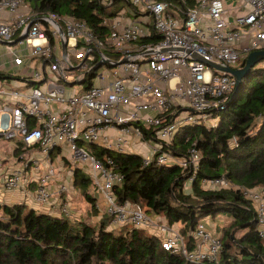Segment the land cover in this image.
I'll return each mask as SVG.
<instances>
[{"label": "built area", "instance_id": "1", "mask_svg": "<svg viewBox=\"0 0 264 264\" xmlns=\"http://www.w3.org/2000/svg\"><path fill=\"white\" fill-rule=\"evenodd\" d=\"M103 24L108 27L104 41L83 21L38 14L20 0H0V71L4 73L0 140L15 142L18 150L17 160L9 161L0 177V205L6 192L20 191L23 201L51 213L52 197L71 196L73 191L65 182L57 184L54 192L49 189L61 166L57 163L64 158L86 170L89 190L103 201L111 224L155 233L164 249L188 261L215 259L220 241L204 220L194 231L193 248L188 249L177 228L158 223L138 204L116 203L113 186L123 176L113 170L110 157L99 159L81 145L122 153L132 149L144 165L179 164L192 179L199 152L192 147L179 156L162 149L180 127L205 123L209 115L222 110L235 89V77L208 62L237 68L250 52L264 50V0H193L184 8L163 0H128ZM152 36L156 39L139 41ZM30 60H38L40 69H29ZM113 63L117 70L99 74V83L84 89L88 71ZM12 67L27 70L22 76L8 74ZM182 111L188 115L178 118ZM137 142L148 153L133 145ZM63 149L70 155L60 156ZM202 183L210 188H240L224 178ZM241 191L255 207L258 236L264 239V187ZM59 210L69 214V204L61 203Z\"/></svg>", "mask_w": 264, "mask_h": 264}, {"label": "trees", "instance_id": "2", "mask_svg": "<svg viewBox=\"0 0 264 264\" xmlns=\"http://www.w3.org/2000/svg\"><path fill=\"white\" fill-rule=\"evenodd\" d=\"M20 1L38 14L54 13L83 21L102 41L108 35L104 19L115 16L128 5V0ZM163 1L181 8L193 5V0ZM154 39L144 37L139 41L147 43ZM262 61L242 77L224 108L207 117L217 116L216 122L207 125L200 120L186 124L163 147L162 151L179 156L192 147L199 152L198 168L192 179L179 164L144 165L138 154L117 152L96 144L81 145L99 159L110 157L113 170L123 176L121 183L113 186L116 203H135L150 217H161L155 221L177 228L188 249L193 248L194 231L201 220L214 219L217 215L231 218V225L218 236L220 246L215 259L188 261L180 253L164 249L161 237L151 232L148 235L143 228L129 224L117 226L118 230L108 228L111 216L105 210L100 219L94 220L100 209L89 190L88 173L83 166H72L69 160L61 158L72 169L71 182L86 203L85 211L73 216L60 210L50 213L46 207L37 210L26 201L1 204L0 264H264V239L258 236L255 207L241 191V188L264 187ZM96 75V69L87 72L83 81L85 90L93 85ZM0 77H4L2 71ZM216 178H224L240 188L203 186L204 179ZM186 183H190L188 189ZM31 185L33 188L35 183ZM55 197H62L64 204L71 198ZM234 229L239 230L238 237L232 235Z\"/></svg>", "mask_w": 264, "mask_h": 264}, {"label": "rangeland", "instance_id": "3", "mask_svg": "<svg viewBox=\"0 0 264 264\" xmlns=\"http://www.w3.org/2000/svg\"><path fill=\"white\" fill-rule=\"evenodd\" d=\"M104 3H106L108 0H102ZM245 55H243V57H244ZM6 60L8 61L9 60V57H6ZM260 63H263V61L262 62H259V63H257V65L259 66L260 65ZM27 67L29 68V69H33V70H39L40 69V62L38 61V60H30V62L27 64ZM27 70V68H22V69H17L16 67H12L11 69H8V70H6V72H8V74H17V75H19V76H22V75H24V72ZM114 70H117V66H115V67H109L108 68V66H106V65H101V66H99L97 69H96V74H97V77L94 79V82H95V84H98L99 83V74H106V73H109V72H111V71H114ZM75 70H73V72H74ZM77 72H79V71H77ZM66 81L67 82H71L72 81V77H70V76H68L67 75V77H66ZM11 83L12 84H18V82H16V81H11ZM74 86H76V85H74ZM67 87H69V86H67ZM20 89H22V88H20ZM188 115V113H187V111H182L181 113H180V115H178V118H184V117H186ZM217 116H215V117H210V118H208L207 119V121H205L206 123H207V125L208 124H212V123H214V122H216L217 121ZM14 145H15V142H11V141H6V140H0V162H1V164H0V177H1V175H3L2 174V172L4 173V168H2V166H7V164H9L8 162L10 161V162H13V161H16L17 160V158H16V154H17V151H16V149H15V147H14ZM127 153H134L133 151H132V149H129L128 151H127ZM70 155V152L69 151H67V150H65V149H63L62 151H61V153H60V156H69ZM7 159L8 158V160H4V159ZM39 159L41 160V162L42 163H40L41 165H43V166H45V163H44V159L42 158V157H39ZM62 163H64V161H62L61 159H59V163H57L58 165H61ZM6 164V165H5ZM13 164H18V163H11V165H13ZM55 165V167H58V165ZM65 164V163H64ZM10 166V165H9ZM189 184L190 183H186L185 184V189H188L189 188ZM72 193H74L73 191L71 192V197H72ZM62 195H64V194H62ZM94 195V194H93ZM65 196V195H64ZM83 199V197L80 195V193H76L75 192V197L73 198V200L74 201H77V203H79L78 202V200L79 201H81L82 203H85L84 202V199ZM61 201H63V199H62V197H57V202H61ZM27 203H29V202H27ZM76 207H81V205L80 206H76ZM81 209H82V211H84V209H83V207H81ZM72 210H70L69 209V213L71 212ZM77 211H79V210H77ZM74 212V214H76V215H74L73 213H72V215L73 216H78L79 214H80V211L79 212H76L75 210L73 211ZM100 212V210H98V213ZM93 213H95V212H93ZM98 213L96 212L95 214H97L98 215ZM97 215H96V217L94 218V220H97V219H100V218H98L97 217ZM98 216H100V215H98ZM161 218V217H160ZM159 217H156V216H154L153 217V219L155 220H161ZM204 220V219H203ZM206 221H208V224L213 228V233L216 235V236H219L220 237V235L222 236V232H223V229L224 228H227L229 225H231V223H232V220H231V218H229L228 216H224V215H217V217L216 218H214V219H211L210 217H207V218H205V220H204V222H205V224H206V227H207V229H209L208 228V224L206 223ZM91 222V221H90ZM91 223H93V222H91ZM93 224H98V222H96V223H93ZM114 226H108V228H113ZM223 227V228H222ZM114 229H116V230H118L119 229V227L118 228H116V227H114ZM210 230V229H209ZM145 233L146 234H151L149 231H146L145 230ZM232 235H234V237H238L239 235H240V232H239V230H236V229H234V230H232Z\"/></svg>", "mask_w": 264, "mask_h": 264}, {"label": "crops", "instance_id": "4", "mask_svg": "<svg viewBox=\"0 0 264 264\" xmlns=\"http://www.w3.org/2000/svg\"><path fill=\"white\" fill-rule=\"evenodd\" d=\"M110 132H112V131H110ZM133 145L137 149H139V151L142 154L148 153L147 152V149H146V147H144V145L142 146L138 142L137 143H134ZM0 164H1V162H0ZM70 164L72 165V163H70ZM9 165H10V163L7 164V166H2V168H4V171L7 170V168L9 167ZM67 167L65 166L64 163H62L61 166L59 167L60 169H58L59 172L57 173V176H56L57 178H55L51 182V184L49 185V189H50L51 192H54L55 191L56 185L59 184L60 182L61 183L62 182H65L66 184H69L73 188V185H72V182H71V177L72 176H71V173H70L71 167H69V168H67ZM30 188H32V185L30 186ZM73 192L74 193H72L73 194L72 197L67 202V204H69V209L72 210L71 213H70V215H72V213L74 214V212H73L74 210L76 212H79L80 211V214H82L85 211V209H86V203H82L79 200H78L79 203H77V201H74L73 198L75 197V192H76V190H74V188H73ZM22 197L23 196H22V193L20 191L13 192V193H7L6 192L5 193V201L3 203H5V202H7V203H11V202L12 203L21 202V201H23L22 200ZM63 198H64V195H63ZM61 203H63V201L62 202H57V197L53 196L52 197V202H51V204H53L52 209H51V213H54L55 214V211H58L59 210V206L61 205ZM96 203H97L98 209H100V211H101V212L98 213V215L102 216L101 213H102L103 210H105V205H104L103 201L100 198H98V197L96 199ZM80 205H81V207H83L84 211H82L81 207H76V206H80ZM77 210H79V211H77ZM74 215H76V214H74ZM97 217H99V216H97ZM206 223L208 224V221H206ZM111 226L117 227V225H113V224H111ZM208 228L213 233V228L209 224H208Z\"/></svg>", "mask_w": 264, "mask_h": 264}, {"label": "water", "instance_id": "5", "mask_svg": "<svg viewBox=\"0 0 264 264\" xmlns=\"http://www.w3.org/2000/svg\"><path fill=\"white\" fill-rule=\"evenodd\" d=\"M64 45H65V43H63V46ZM262 60H264V50H257V51L250 52L246 56V58L243 62V65L240 67H237V68H231L229 66L216 65V64L211 63V62H208V65L233 75L236 79V85H235V91H236L242 77L245 76L251 70V68L253 66H255L257 63L261 62ZM100 65L101 64L97 65V67ZM116 65H117V63H113V64H110L109 67H114Z\"/></svg>", "mask_w": 264, "mask_h": 264}, {"label": "clouds", "instance_id": "6", "mask_svg": "<svg viewBox=\"0 0 264 264\" xmlns=\"http://www.w3.org/2000/svg\"><path fill=\"white\" fill-rule=\"evenodd\" d=\"M101 66V65H100Z\"/></svg>", "mask_w": 264, "mask_h": 264}]
</instances>
